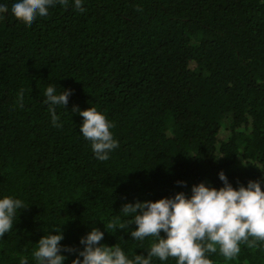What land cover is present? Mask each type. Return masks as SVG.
Returning a JSON list of instances; mask_svg holds the SVG:
<instances>
[{
  "label": "trees",
  "instance_id": "16d2710c",
  "mask_svg": "<svg viewBox=\"0 0 264 264\" xmlns=\"http://www.w3.org/2000/svg\"><path fill=\"white\" fill-rule=\"evenodd\" d=\"M84 9L0 20V195L26 206L0 238V264H34L35 243L58 226L73 249L97 227L101 243L146 255L153 238L131 239L123 204L218 188L221 170L234 187L264 178V0H84ZM49 84L72 90L56 109L60 128L43 102ZM74 105L114 123L108 160L80 134ZM65 255L71 264L75 252ZM207 255L264 264V242L242 243L231 261Z\"/></svg>",
  "mask_w": 264,
  "mask_h": 264
},
{
  "label": "clouds",
  "instance_id": "9594fccd",
  "mask_svg": "<svg viewBox=\"0 0 264 264\" xmlns=\"http://www.w3.org/2000/svg\"><path fill=\"white\" fill-rule=\"evenodd\" d=\"M69 4L75 11L85 10L84 0H12L10 6L0 2V20L10 11L17 20L30 25L38 17L47 16L51 8ZM71 94V89L57 91L54 84L44 90L43 102L52 125L57 128L62 127V122L56 109L61 106L65 109ZM18 97L22 100L23 90ZM72 111L82 117L79 132L89 142L93 155L100 161L108 160L119 146L112 132L114 123L92 105L83 110L74 105ZM217 175L222 182L218 188L200 182L191 186L190 195L177 191L154 201L122 205L120 212L130 217L127 227L135 225L127 232L131 239L143 247L147 237L153 238L144 249L146 255L135 254L130 258L120 246L101 243L105 232L97 227L80 238L81 248L73 249L61 244L64 236L58 226L53 228L55 234L52 229L35 243L31 258L34 264H65L68 258L65 253L75 252L71 264H153L154 260L164 264L170 258L175 264H213L207 254L219 252L226 261L234 260L242 243L254 246L264 242V178L234 187L223 170ZM24 208L21 198L0 195V238L13 228ZM19 264H29V258L21 256Z\"/></svg>",
  "mask_w": 264,
  "mask_h": 264
}]
</instances>
